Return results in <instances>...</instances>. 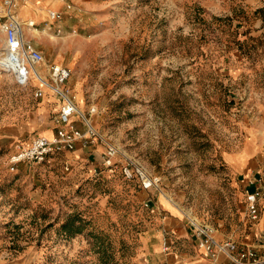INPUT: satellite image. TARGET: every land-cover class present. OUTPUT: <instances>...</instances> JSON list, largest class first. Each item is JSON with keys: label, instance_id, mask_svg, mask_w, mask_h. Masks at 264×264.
<instances>
[{"label": "rangeland", "instance_id": "374dc122", "mask_svg": "<svg viewBox=\"0 0 264 264\" xmlns=\"http://www.w3.org/2000/svg\"><path fill=\"white\" fill-rule=\"evenodd\" d=\"M105 2L60 32L45 20L39 35L23 28L44 58L35 70L70 68L77 111L95 109L94 142L12 169L16 145L55 131L61 102L44 105L36 78L19 85L0 70V264H191V219L237 241L258 228L229 164H244L257 139L264 147V0ZM72 121L85 130L80 114ZM109 144L120 152L111 167ZM123 156L157 187L125 179ZM69 215L80 233L61 229Z\"/></svg>", "mask_w": 264, "mask_h": 264}, {"label": "built area", "instance_id": "2783aa9c", "mask_svg": "<svg viewBox=\"0 0 264 264\" xmlns=\"http://www.w3.org/2000/svg\"><path fill=\"white\" fill-rule=\"evenodd\" d=\"M23 1L3 0L0 30L4 34V41L0 50V70L13 74L19 85H27L32 72L42 86L61 97L62 105L55 117L56 128L50 138L37 135L28 144L16 145L15 150L8 156V164L12 169L22 162L41 163L53 153L75 150L78 142L86 145L94 142L98 136L89 120L95 109L91 107L87 111L89 118L86 114L78 112L75 97L65 86L71 76L70 68L51 62L46 65L45 75L34 69L35 65L43 64L44 58L41 51L24 38L23 28L32 27L34 24L33 21L20 19L16 14L18 5ZM47 14L52 20L61 17L60 13L54 10H48ZM41 94L40 89L35 91V96ZM76 113L80 114L85 123L84 131L73 124L72 117ZM119 154L116 146L107 145L104 164L107 167L116 165L114 158ZM119 171L125 179L136 178L144 190L157 187L160 180L157 175L147 173L142 166L126 156H123V161L119 164ZM248 185L253 187L245 192V209L249 221L255 222L259 218L264 199L263 178L251 180ZM190 224L193 226L195 244L200 254L209 260V264H264V257L257 249L240 245L230 237L218 238L215 229L206 223L198 224L191 219Z\"/></svg>", "mask_w": 264, "mask_h": 264}, {"label": "crops", "instance_id": "0c3cea01", "mask_svg": "<svg viewBox=\"0 0 264 264\" xmlns=\"http://www.w3.org/2000/svg\"><path fill=\"white\" fill-rule=\"evenodd\" d=\"M104 8H106L105 0H24L22 3L18 5L16 14L20 19L21 17L25 19L31 18L30 20L33 21V24H38L39 22L45 20L48 24V27H51V24H53L54 27L57 28L58 32H60L63 29V27L65 28V26L67 27L71 26V19H70L71 16H77L81 19H83L85 16H88L89 18V16H93V14H98V12L102 11ZM48 10H54L56 12H59L61 15L60 19H57V20L50 19L47 14ZM98 16L99 14L97 15V17ZM26 30L28 32L33 33L34 35L40 34V31L35 27H32L30 29L28 28ZM42 32L46 33L45 30ZM2 45L3 44L0 42V49ZM38 69L39 68H37V70ZM43 71L44 73L42 74H46V69ZM38 83L40 82L38 81ZM37 89H40L42 91V94L40 97L43 96L44 98L45 96L44 101H43L44 105L47 104V102L49 101L57 100L61 102L60 103V107H61L62 99L58 94L53 93L48 88H47L48 91H46L45 89H42L40 84H38ZM60 107L57 111V114L60 110ZM43 109H45L44 106L42 107V111H44ZM52 125L55 129L56 128L55 118L53 119ZM259 132L263 134V130H259ZM43 133L46 136H52L54 133V130H52V128H49L47 130H44ZM84 146H85L84 144H82L81 142H78L76 144L75 150L77 149V147H80L79 149H82ZM254 146L257 147L254 151H252L251 153L247 152L246 155H244V158H245L244 164H229V166L233 169V172L237 175V178L243 182L244 187H245V192L252 189L253 186L248 185V182L251 180H254L258 177H262L263 183H264V147H262V140L257 139L254 143ZM242 154H244V152L233 153L234 157L242 156ZM255 222H257V227L260 229L258 228L253 229L254 231H251V237L248 238V240L237 241L233 239L232 237L230 238H232L234 241H236L240 245L249 246V247L257 249L260 255L264 257V237H263L264 235V199H263V204L261 206L259 218ZM193 241L195 242V240ZM190 257L191 258L189 259V263L191 264L193 263L209 264L210 263L207 258L203 257L200 254V252H199V255L195 254ZM221 260H224V258H221ZM153 264H176V262L171 261L170 258L166 256V258L164 260H161V262L159 260L158 262L155 261V263Z\"/></svg>", "mask_w": 264, "mask_h": 264}, {"label": "trees", "instance_id": "16d2710c", "mask_svg": "<svg viewBox=\"0 0 264 264\" xmlns=\"http://www.w3.org/2000/svg\"><path fill=\"white\" fill-rule=\"evenodd\" d=\"M75 215H69L66 218V221L61 225V229L69 235L80 233L83 229V225L79 222L78 225H75Z\"/></svg>", "mask_w": 264, "mask_h": 264}, {"label": "bare ground", "instance_id": "6f19581e", "mask_svg": "<svg viewBox=\"0 0 264 264\" xmlns=\"http://www.w3.org/2000/svg\"><path fill=\"white\" fill-rule=\"evenodd\" d=\"M28 21V20H27ZM29 21H32V20H29ZM29 29L32 28V27H28ZM26 28V29H28ZM25 38V37H24ZM31 76L35 78V75L31 72ZM76 99V97H75ZM75 104H76V100H75ZM76 110H77V107H76ZM48 138H50L51 136H47Z\"/></svg>", "mask_w": 264, "mask_h": 264}]
</instances>
